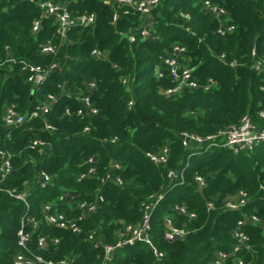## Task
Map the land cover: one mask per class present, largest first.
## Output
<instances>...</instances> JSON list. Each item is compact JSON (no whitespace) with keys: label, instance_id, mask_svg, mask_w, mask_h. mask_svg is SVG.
Returning a JSON list of instances; mask_svg holds the SVG:
<instances>
[{"label":"trees","instance_id":"1","mask_svg":"<svg viewBox=\"0 0 264 264\" xmlns=\"http://www.w3.org/2000/svg\"><path fill=\"white\" fill-rule=\"evenodd\" d=\"M34 1H0V150L12 155L14 168L3 186L24 193L26 200L0 192V264H15L17 255L32 254L46 260L67 258L75 264H102L105 250L103 246L95 248L88 235L95 231L105 245L116 244L120 229L140 225L145 205L163 194L150 222V238L162 259L158 260L148 245L137 242L117 248L110 264H212L217 251H231L237 243L232 231L243 213L264 219V191L260 188L264 182V144L239 154L222 147L185 149L179 134H216L239 123L246 114L262 123L258 114L264 111V73L259 75L252 68V50L264 59V0H209L227 9L236 27L227 35H220L219 22L203 11L206 0H160L152 11L154 29L146 39L137 33L144 16L120 12L113 23L116 11L112 5L103 0H73L69 6L73 15L95 13L97 20L93 27L74 28L63 42L55 35L50 19H44L43 28L33 33V21L40 17L36 2L41 0ZM130 31L137 36L134 43L128 41ZM48 42L58 46L56 54L41 53L40 46ZM173 45L186 48L201 84L214 79L217 86L167 96L164 91L174 82L162 57ZM94 49L106 53L107 58H94ZM220 55H225L227 64L218 59ZM11 57L15 64L7 62ZM22 62L42 67L55 63L59 71L34 87L20 74ZM157 66L164 72L162 78L155 74ZM86 78L97 83L92 101L98 115L84 120L64 116L68 106H80L74 92L84 88ZM61 93L46 117L57 128L54 133L45 129L42 119L18 128L3 125L8 105L16 104L28 115L48 94ZM85 127L90 130L82 134ZM35 139L47 141L50 147L43 152L29 149ZM166 144L171 155L165 167L145 155ZM92 157L98 160L96 175L79 180ZM113 159L122 166V188L109 182L102 187L101 179ZM168 169L183 172L184 183L172 185ZM42 171L50 176L46 187L38 181ZM196 175L206 179L201 191ZM99 189L104 201L81 223V234L46 223L43 204L55 205L54 211L73 218L79 214L78 210L71 212L75 202L93 200ZM239 191L248 193L247 206L240 211L227 209L224 199ZM210 201L215 203L211 211L207 208ZM184 204L196 219L172 209ZM167 216L176 226L189 230L185 239H166ZM29 217L38 224L37 229ZM23 225L25 232L31 233L28 250L18 244ZM244 231L250 238V249L239 256L245 264H264V228L247 225ZM40 237L49 239L46 248L39 246Z\"/></svg>","mask_w":264,"mask_h":264},{"label":"built area","instance_id":"2","mask_svg":"<svg viewBox=\"0 0 264 264\" xmlns=\"http://www.w3.org/2000/svg\"><path fill=\"white\" fill-rule=\"evenodd\" d=\"M1 1V0H0ZM35 2L34 0H28ZM73 0H41L36 2L37 8L40 10V17L33 21L32 31L33 33L39 32L43 28V20H52L53 25L56 27L55 35L61 39V41L67 40V36L74 28H89L96 24L97 16L95 13L84 12L78 15H73L69 10V6ZM105 3L112 5L115 8L113 16V23L117 22L120 17V12L123 15L129 14H140L145 19L142 25L138 28L137 33L141 39H146L151 36L152 24L147 23V18L151 16L152 11L159 5L160 0H103ZM203 11L214 17L219 22L218 33L220 35H227L233 33L236 30L234 24L230 22L229 13L226 8L215 4L209 0L204 1L202 6ZM128 41L134 43L137 40V36L134 32L130 31L127 34ZM41 53L44 55H54L58 51V46L52 42L40 46ZM92 56L97 59L105 60L107 54L94 49ZM252 56L255 58L252 68L259 74L264 73V59L258 57L255 48L252 50ZM218 59L223 63L227 64L228 61L225 55L218 56ZM10 63H16L17 61L11 57L7 60ZM162 62L169 71V76L172 78L174 85L164 91L167 96L181 95L184 91L197 90L203 87L205 90H210L217 86V81L209 79L206 83L201 84L195 77V68L190 65V59L187 57V50L185 47L180 45H173L167 51L166 55L162 57ZM231 66L235 67L234 63H230ZM2 64H0V67ZM59 71L57 64H52L49 67H42L40 65H33L26 62L21 63V75L25 76V82L32 84L34 87H39L44 84L50 74ZM155 74L158 78L164 76V72L160 66L156 67ZM123 84L127 86L128 80L124 79ZM84 88L79 91L76 90L75 98L80 103V106L76 109H72L69 106L64 112L66 117H77L80 120L86 118H92L99 113L98 107L92 101L93 94L97 88V83L94 79H85L83 81ZM64 89V85L60 86ZM264 89V88H263ZM64 92V91H63ZM66 92V90H65ZM48 94L44 100L38 102L35 108L28 114H22L16 104L8 105L3 111V125L5 127H22L26 122H31L35 119L44 120V127L50 133H54L57 128L49 123L46 119L59 97L62 95ZM133 105V101L129 102V107ZM258 120L262 123L255 121L250 115H244L238 124L232 125L224 130L218 131L216 134L202 137L199 135L191 134L188 132H181L179 138L185 149H203L211 147H222L231 150L235 154L249 153L264 144V111L258 114ZM89 127H85L82 134L89 132ZM116 138L112 139L114 143ZM29 149L39 150L43 152L45 149L50 147V144L43 139H35L29 144ZM147 158L158 166L165 167L168 164L171 155V148L168 144L163 146L161 149L155 152L148 151L145 153ZM90 167L88 170L79 175V180L92 178L97 173L96 157H92L88 160ZM122 166L116 160H111L106 174L101 179L102 187L106 183H113L119 188L124 185L123 178L120 174ZM14 171L12 164V155L6 151L0 150V192H7L11 196L18 199L25 200V194L16 193L15 189H5L3 184L8 176ZM167 177L172 185H178L184 183L183 172H178L173 169H168ZM38 181L42 187H46L50 181V176L46 172H39ZM178 182V183H175ZM195 183L198 190H203L206 187V179L201 175L195 176ZM261 190L264 191V182L260 186ZM163 195H159L153 202L145 205L143 221L139 228H134L128 225L126 229L129 233L122 236V239L117 241L114 245H105L102 239L96 235V232H91L88 235V240L94 244L95 248L103 246L105 256L102 264H110L115 250L117 248H123L127 245H133L135 243H144L153 250L158 260L163 257L162 253L152 243L150 238L151 229V216L155 206L158 202L163 199ZM62 200V198H61ZM104 201V196L101 193V189L94 195L93 200L88 201H76L75 205L71 208V212L78 210L79 214L73 218H69L65 213L54 211L55 205L45 203L42 205V211L44 213L45 221L48 225L65 229L74 234H81L83 232L81 223L85 218L96 212L99 205ZM225 206L227 209L232 211H240L245 208L248 204V193L245 191H239L236 195H228L225 199ZM209 211L215 208V203L210 201L207 203ZM172 209L180 215H185L190 219H196L197 216L194 212H190L187 206L175 205ZM29 221L35 227L38 228V224L34 222L33 218L29 217ZM29 222V223H30ZM28 224V223H27ZM29 225V224H28ZM247 225H254L260 228H264V219L254 214L243 213V218L237 223L236 228L232 231L233 238L237 241L232 246L231 251H217L216 256L212 264H245L243 258L239 254L250 249V238L245 233L244 228ZM165 237L169 241H176L185 239L189 230L178 227L171 216L165 218ZM19 246L28 250V244L31 239V233H27L24 230V225L18 233ZM54 243L58 242V239H52ZM49 239L47 237H40L39 246L46 248ZM15 264H75L72 259H62L58 261L46 260L42 256L32 254L31 257H24L23 255H17L15 257Z\"/></svg>","mask_w":264,"mask_h":264},{"label":"rangeland","instance_id":"3","mask_svg":"<svg viewBox=\"0 0 264 264\" xmlns=\"http://www.w3.org/2000/svg\"><path fill=\"white\" fill-rule=\"evenodd\" d=\"M146 20H147V23H153V24H152V29H154V25H155V23H156V19H155V17L151 14V16L148 17ZM235 124H238V123H233V124H231V125L225 127L224 129H226V128L232 126V125H235ZM211 135H213V134H211ZM204 137H206V136H204ZM130 225H131L132 227H134L135 229H136V228H139L138 225H132V224H130ZM127 233H129V230L126 229V227H122V228L120 229L119 234H118V241L121 240V239H122V236L125 235V234H127ZM62 259H66V258H61V259H59V260H62Z\"/></svg>","mask_w":264,"mask_h":264}]
</instances>
